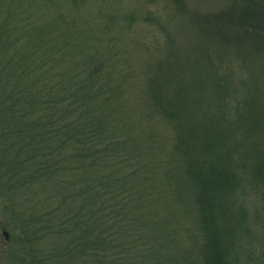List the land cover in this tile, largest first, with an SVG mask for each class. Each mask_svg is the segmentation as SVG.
<instances>
[{
	"label": "trees",
	"instance_id": "1",
	"mask_svg": "<svg viewBox=\"0 0 264 264\" xmlns=\"http://www.w3.org/2000/svg\"><path fill=\"white\" fill-rule=\"evenodd\" d=\"M92 3L0 0V261L264 264V0H163L141 68Z\"/></svg>",
	"mask_w": 264,
	"mask_h": 264
},
{
	"label": "rangeland",
	"instance_id": "2",
	"mask_svg": "<svg viewBox=\"0 0 264 264\" xmlns=\"http://www.w3.org/2000/svg\"><path fill=\"white\" fill-rule=\"evenodd\" d=\"M96 1L98 4L97 8L92 9L95 3H92L89 6L92 12L90 15L91 18L89 19L91 21L96 22L95 23L96 27L99 30H102L101 28L103 25L102 23H106V25L109 26L110 22L114 20L115 23H113L111 35L118 38V45L120 47L127 49V51H130L129 56L133 61H135L134 64L138 62L139 67L141 68V59L145 58L146 54H148L149 57L153 58V57H160L161 51L166 52V45L160 34L158 26L154 24L149 25L144 22H140L142 21V19L140 21H136L146 13H154V15H158L161 18L165 19L167 14L161 10L163 5V0H153V2L149 4H143L144 0L142 1L141 0H96ZM218 1L221 2L223 0H218ZM104 8L109 12L102 13L101 11H103ZM103 14L107 18H104ZM125 15L136 22H134L133 24L130 23L128 25L124 24L119 18ZM109 17H111V19H109ZM117 17L118 20L116 19ZM180 27L186 29L185 24H181ZM146 48L148 51L147 53L144 51V49ZM159 48H161V50ZM209 56L211 61L214 63V65L216 62L219 64L220 68L223 69L225 63H228L230 66H232L231 70L235 71L237 74H241L242 71L248 70L250 68L248 63L246 65L242 64L241 57L239 55H237L235 59L234 56L231 57L230 59H223L221 57V60L219 62L216 61V58L218 56H221V49H218L215 43L211 45L209 48ZM254 58H256L255 54H254ZM255 61L252 60L251 63L253 64ZM144 67L143 69L145 71H148L147 65ZM250 69H252V67ZM246 79L250 80L249 76ZM262 87H264V84L262 85ZM232 114L237 119L239 118L238 116L235 115L234 112ZM3 217L4 216H0L1 221L4 220ZM9 237H10L9 230L4 229L2 226H0V246L1 244L5 245V241H7ZM3 245L2 247H5ZM184 245L186 249L189 250L190 252H196L198 251L199 248V244L196 242L195 238L192 239V242L185 239ZM1 250L3 251V248H1ZM0 264H5V263L0 261Z\"/></svg>",
	"mask_w": 264,
	"mask_h": 264
}]
</instances>
